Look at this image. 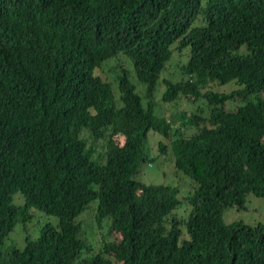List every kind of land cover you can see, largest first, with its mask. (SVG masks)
Wrapping results in <instances>:
<instances>
[{"label":"trees","instance_id":"16d2710c","mask_svg":"<svg viewBox=\"0 0 264 264\" xmlns=\"http://www.w3.org/2000/svg\"><path fill=\"white\" fill-rule=\"evenodd\" d=\"M175 49L189 58L162 100L210 106L179 117L190 135L157 113ZM120 53L142 94L125 68L118 96L100 73ZM150 130L194 182L185 216L176 185L135 177ZM249 193L264 197V0H0V264H264V223L224 219ZM93 202L112 236L97 251L76 220ZM31 208L58 223L3 251Z\"/></svg>","mask_w":264,"mask_h":264},{"label":"rangeland","instance_id":"374dc122","mask_svg":"<svg viewBox=\"0 0 264 264\" xmlns=\"http://www.w3.org/2000/svg\"><path fill=\"white\" fill-rule=\"evenodd\" d=\"M189 58V49L179 51L175 49L171 60L167 63L164 71L162 72L161 79L158 83L155 93V99L157 102V113L161 116H166L173 124V126L179 129L184 135H190L194 133L193 127H180V116H189L191 113L200 114L202 117H207L210 112V106L208 101L204 97H200L196 100L188 99L185 96H181L172 102H165L162 100V93L165 90L164 80H172L173 82L179 81L182 75V66L187 62ZM122 68H125L129 72V77L133 83L136 84L137 91L142 94L143 84L140 83L135 77L134 70L130 59L123 53L112 57L105 61L100 69L102 76L108 80L114 87L115 93L118 96L116 79L121 73ZM238 87L234 82H229L220 86H213L216 91L228 92ZM237 104L234 102H228L227 108H235ZM161 135L154 130H150L147 136L146 147L149 154V160L143 163L136 173V179L144 183L153 184H170L176 185L180 192L179 198L182 200V206L175 210L179 216H185L190 205L186 201V197L191 194L194 189L193 180L178 171L174 165V157L171 153L170 147H167L166 153H161L158 146V141ZM164 140V139H163ZM90 141V139H89ZM96 147V155L98 152H103L104 147L102 142L96 141L94 144ZM95 156V155H94ZM151 158H154L152 161ZM25 202L24 194L22 191H17L13 194V205H22ZM93 205L86 211L81 213L76 220L80 221L83 225V236L87 239L89 244H92L93 248L97 251L102 245L103 240L112 238L109 235L108 222H104L99 226L95 218V206L96 202L91 203ZM95 205V206H94ZM32 217L25 223L18 221L5 239L2 246L3 251H7L12 245H16L20 248L26 244V237L36 238L46 223L57 224L58 217L54 214H48L38 208H31ZM224 219L226 222H243L250 225L257 223H264V197L256 196L253 193H249L246 197V209H237L235 207H229L224 213Z\"/></svg>","mask_w":264,"mask_h":264}]
</instances>
